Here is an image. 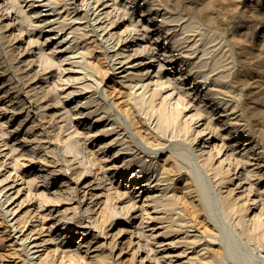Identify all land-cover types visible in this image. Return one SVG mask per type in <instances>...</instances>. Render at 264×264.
<instances>
[{
	"label": "bare ground",
	"instance_id": "bare-ground-1",
	"mask_svg": "<svg viewBox=\"0 0 264 264\" xmlns=\"http://www.w3.org/2000/svg\"><path fill=\"white\" fill-rule=\"evenodd\" d=\"M21 1L22 0H3L2 2L4 5L0 4V39L6 35L7 37L9 36L10 40H18V35L23 34L25 37L21 41V48H18L16 53L22 54L26 52V54H28L29 50L30 53L34 50L32 46H29L34 41L39 42L41 45L44 41L56 38L58 33L63 31L67 25L72 23L68 30L65 29L63 33L56 38V45L51 46L49 51L46 54H43V56L41 54L38 55L39 61L43 62L44 60L47 63L45 64V67H50L55 64L59 70L57 79L64 82L63 84H68V86L72 88L68 91L59 92L60 96H57L56 92L55 95H52L50 93V89L40 90V85L36 84V80L34 79L36 77L35 71L28 70L26 73H22L23 71L17 73L14 72L16 70L23 69L25 66L30 64V62L32 63L33 59L28 60L20 57L22 64L14 67L13 69L10 67V70H8L9 68H3L1 66L2 69H0V72H2V74L3 72L8 71L5 75H3V80L0 81V98L2 97L0 100L6 98L5 103H9L7 104V107H5V110L11 112L12 115L16 114L17 117L21 115L20 110L26 108L27 110L24 115L26 117L24 118L29 119L23 120L20 118L19 121L16 120V122L18 121V132H20L19 135L16 136L17 140H15L8 147L4 146L7 145L6 140L0 144V220L3 221L1 222L3 223V229L0 230V234H5L6 236L11 237L8 242V246L13 247V251L11 252L12 259L6 260V262H4V256L0 253V264H8L9 262V264H149L150 259L152 258L155 260L154 264H160L159 258L156 256V249H154L155 256H148L149 252H153L154 247H152L148 236H145L142 230H139L137 227L136 232L138 233L140 239L137 240V246H133V234H130V230L126 228L128 226V222L125 220L123 215L136 208L135 203L131 201L134 199L135 195L132 196L130 191L126 188V184L123 185V189L115 188L113 192H111L112 187L110 186H107V189H105L106 187L104 188L107 192L110 191L107 194V198L110 197L115 200L112 202L113 213L111 215L109 213L107 199L99 202L97 193L94 191L90 192V200L86 203L85 209L90 212L88 217L92 218V224L89 226H92L94 229L95 227H98L101 233L104 234H107V231L105 230L107 225L111 227V230L113 228V232H110L108 241L106 243L103 242L97 244L96 246H100L101 249L91 255V257H89V253H87L88 251L82 249L83 247L88 246L86 240L79 239L77 241L78 247L71 249L69 253H65L64 250H62L61 253L64 252V254L60 255V261H57L55 258L54 250L50 248L48 245L49 241L46 238H42L38 241V238H40L38 235L42 232L45 219V215L42 214L40 208L45 203H48L47 206L54 207H61L64 204H68L73 200L74 193L76 191L75 188H68L65 186L62 187L61 185L57 187L53 196L43 197L38 194V198L36 197L38 202L32 211L37 212L34 216H40L39 219H31L30 208H27L19 214L18 212L22 209L15 213L18 208L24 204V201H26V199L17 200L15 204L11 205L16 200L13 198L18 193L19 188L16 189L15 194L14 191L11 193L9 192L10 188L14 187V178L21 174L20 166L23 165V163H25V159L29 157V151H22L23 149L20 148V143L31 140L32 143L41 144L43 138L46 137L42 121L37 120L35 113H32L33 115L31 114L33 100L28 99V97H33L34 102H36V106L41 107L43 110L41 117L45 118V122L49 124V127H52L55 123L50 124V122H53L56 118V110H54L57 106L56 104L67 100L70 96H72V93L75 94L72 97L77 96L78 93H83V95L81 98L76 99L75 104L69 105L68 109H66L73 110V108H77L76 111L71 113L70 119L74 120L76 118L86 117V119L92 122V124H97L98 122L102 124V127L100 128H98V126H94L87 131H79L78 126L73 124V129L68 132V136L65 137L62 142L64 147L67 146L68 148L69 146L67 152H69L71 156L78 159L77 161L79 162L80 170L76 172V179L78 180L81 176L85 177L89 175L91 178L89 179V182H87L86 186H92L95 185V183H97V186H100L106 180L108 170L122 172V175H124V172L129 170L127 180L132 183L137 181L134 184V188H136L135 191L142 190L144 192V198L142 205L140 206L142 214H147L149 219L155 222L154 225H157L156 228L160 229L158 235L161 238L166 239L163 244L167 245V249H172L171 253L168 250V252L162 255L163 257H176V260L178 261L176 264H234L235 262H231L229 258L236 259L240 263V257H238L237 254V251L240 250H237V248L242 241L239 240L237 248L235 249L233 242L236 244L238 241L235 240V236L233 237V241L228 240V235H231V233L226 231V234H228L227 237H225L226 239L223 240L222 237V240L218 242L219 239L218 241L216 239L218 231L215 229L219 223L215 221L216 219L214 217L216 216L212 214L213 211L212 207L210 209L209 202L207 203V207L209 204V208L207 209L200 201V196L204 197L202 199L206 198V188H209V186H207L203 181V177H205L203 172L211 173L213 175H211L212 178L214 177V183L216 182L219 185L218 188H216V190L218 189L217 203H215V201L213 202L217 205V208L219 209L222 217L225 218V221H227L226 219H230V216H232L235 222L233 223L228 220L229 223H233V225L236 224L235 226L241 228V235L244 234L247 238L245 241L253 243L256 248H259V251L261 249L264 250L263 208H260L257 211L256 205H253L255 202L254 198L244 195L249 194L251 190L250 185L253 184L251 182V177L254 175L256 176V171L253 169H247L245 166V177L250 179V183H248V187L246 186L245 189H242L245 182H247V179L245 180L244 178L243 180L242 176L238 175V168L240 166L239 161L242 160L243 155H241V158H235L236 155L234 156L233 150L227 149L225 154H221L224 156L221 157L218 162H215L214 159L216 152L221 153L222 149L220 150V148L213 143L209 145L211 147L207 151H204L203 147L204 143L207 142V139L206 141L204 140L203 144L201 141L198 142L197 140L204 134L206 129H209L208 132L215 130L216 125L214 124L215 127H213V124L211 123V119L214 114L212 111L213 108L211 110H207L206 107L203 108L205 101L202 104L200 102L197 104L192 103L193 105L190 104L189 99L183 97V92L179 90L180 87H177L178 85L175 80L173 82H167L162 79V75L159 72L161 67L160 64L157 63L159 61L154 54V49L150 50L149 46L146 48V45H142L141 40H143L146 35L143 33V35H141L142 37L140 36L141 39L138 38L137 35H139V28L134 25L133 20L128 21V23L124 25V27L119 28V30H112L115 25L119 24L117 22L120 16V12L117 11L113 15L112 10H118L122 7L123 13H128L127 9H124L123 6L118 3V0L113 1V9L107 8L111 6V4L108 5L106 3L107 0H81L80 2H77V0H27L29 5H33L35 1L39 2L33 5L35 7H32V15H30L27 10L20 8L18 11L21 12V18L19 22H16V15H14L16 7L14 6L19 5ZM146 3V9H141V13H144L145 10L151 11L150 9L154 5L153 1L146 0ZM156 3L157 2H155V4ZM59 4L61 8L57 7ZM25 5H27V3ZM46 5L49 6L47 9L40 10L41 6ZM157 5L159 6V4ZM46 10H51V12H42ZM54 11L55 13L52 14ZM74 11V15L70 16V14ZM90 11L91 15L94 14L92 18L88 16ZM63 12L65 13L63 14ZM44 15L46 17H43L40 20V25L35 24L36 20L31 19L32 17L34 18ZM164 15L165 12L162 13V20H168V17H165ZM23 17L26 21L24 26H22ZM149 17H152V12L149 13ZM80 19H84V21H80ZM94 21L96 22L95 24H97L96 26H94ZM159 21H161V19ZM190 21L187 20L186 25L184 26L185 23L183 24L184 27L182 31H178L179 33L172 37L170 44L172 47L170 48H177V45L182 43V37L177 35L185 30L188 31V29L190 31V27L192 26ZM83 22H85V24L82 26ZM188 22L190 24H188ZM47 23L52 25L49 30L51 33L46 34L44 40H40L39 38L36 39L31 35L30 29L31 31L39 29L41 32ZM76 23L78 24L75 25ZM147 25L149 24L147 23L143 25V30L145 32L148 28ZM87 26L91 27L87 29ZM12 27L16 28L18 33H14L11 30L8 34H5V32L10 30ZM23 27H26L27 32L23 30ZM172 28L168 27L167 31H170ZM161 30V28L158 29L156 37H160L162 35V32H160ZM26 33L29 34L28 38H26ZM91 36H94V38L89 39ZM134 37H137V39L135 40ZM184 37L185 36H183V38ZM192 44L194 46L193 42ZM192 44L189 45L192 46ZM19 46L20 45H17V47ZM57 46H63V48L58 49ZM106 47L109 48V50L106 49ZM144 50L145 52H143ZM55 51L63 52L64 55L61 53L56 58H52L53 56L50 54ZM16 53H14V56ZM145 53L149 54V61L144 60ZM191 53L193 52L191 51L190 54ZM33 54L37 55L36 53ZM202 54L204 53L202 52ZM61 55H63V57H61ZM167 56L170 55L168 54ZM200 57L202 56H199L197 60ZM167 58L168 57H166L165 60ZM171 58L170 62L172 60ZM190 58L187 57V67L185 69H180L178 72V78H184L189 75L193 68H198L194 69L195 71L191 74V76L193 75V80L200 75L206 82L208 80L211 82L212 80L210 86L207 84V87L204 90V95L210 96L212 99L216 98L217 103L223 106V111H228V109H230L229 111H231V114H236L237 110L235 111V107L240 104H236L233 101L230 103V100H225V97L224 99L222 97H218L219 94L220 96L231 95L235 88L232 89L233 86L231 84H224V81L222 80L223 77L218 75V73H216V77L215 74L214 76L212 74L214 78L211 79V71L207 70L206 73L202 71L203 69L201 68L204 67L205 62L208 60L206 61V59H202L204 61L203 62L202 60L196 61ZM2 61L3 60H0V63H2ZM146 64L148 65L147 67ZM214 64L215 63L212 65L213 68L211 66L212 70L215 67ZM156 65H159L157 70L154 68ZM209 65L207 67H209ZM216 68L218 67L216 66L215 69ZM112 69L116 70L115 73L119 74L117 77H119L120 80L117 81V84H119L120 88L116 89L115 86H113V88L109 91L106 90L105 87L103 88L105 92L103 95H105V98H108L109 94L112 92V94L117 95L115 101L111 98L112 102L106 104V99L102 102L103 97L99 99L94 96V93L98 91L100 83L103 81V77L106 78ZM208 72L209 74H207ZM62 73H67L68 75L63 78ZM230 79L234 80L232 77ZM22 83L29 87L25 92L23 90ZM225 83H227V81ZM234 83H236V80L232 81V84ZM58 85L59 83H55V86L58 87ZM229 85H231V87ZM169 86L170 88H168ZM12 88L14 89L10 93V89ZM62 88L60 87L59 89ZM121 88L124 91L123 93ZM236 88H238V86ZM88 91H90V93L86 94ZM38 93L39 96H35ZM235 94L237 95V93ZM238 94H240V92ZM230 98L231 97H229V99ZM240 100L241 98L239 101ZM82 106L83 108H81ZM113 107L117 108L118 111L121 112L122 116L113 115ZM241 112V108L240 113L234 116H229L228 112H226L225 117L223 119L221 118V120L229 123L231 122L233 126H236L240 124L239 120H246L241 115ZM103 113H107L106 116ZM112 115V119L108 123H105L107 118ZM122 117L125 118L127 121L126 123L123 121ZM201 120L202 122L200 124L203 126L195 127L194 124L200 122ZM22 122L25 123L23 126H20L23 124ZM245 122L244 124H248L247 120ZM1 126L3 125L0 124V136L6 133V131H1V128L3 129ZM58 127L61 129V124H59ZM14 130H16V128ZM176 130H178V133L180 131L187 134L186 136L189 137L187 139L190 140L191 144L192 142L197 143L196 146L189 148L190 152L193 150V153L191 152V154L194 156V159H192L194 163L192 164L195 165L193 166V169L191 168L188 171L191 175L184 173V170L188 169L186 162H184V159L188 158V155L187 157H184L186 149L178 148L179 150H182V155L181 152H178L179 150L174 151L172 148L173 145L169 143L170 151H166L167 153L164 152L165 157H162L163 159L161 163L155 165V162H152V159H149L148 161L144 156H139L135 149L136 146L133 145V143H136V137H138L143 140L144 144L150 146L155 152H157L158 150H162L168 146L166 144L167 139L165 140L164 137L169 134V132L171 135L173 134V136H175L176 134L174 135L173 132ZM247 130L249 131V129ZM249 133L250 135L243 141L244 144H249V146L246 148V145H244L243 150L247 153H250L252 150L253 153H257H255V155H259L258 153L261 151L257 150L258 146L256 139L254 140L253 138V140H249L251 139L252 130ZM170 134L168 137H171ZM80 135L83 137V141L78 138ZM54 136L56 139L57 135ZM3 137L5 138V136ZM93 137H99L97 151L83 145V143L85 144ZM202 139L203 137H201V140ZM51 143L53 146L51 148H49V146L45 147L43 149V154L39 157L41 166L44 168L51 166L45 169L48 171V174H50V177L57 174V172L61 170V168H56L59 166V161L55 157L57 152L54 141H51ZM183 143L185 142H182V147L184 146ZM186 143V147L190 146L188 145L189 141L186 140ZM98 150L101 151L99 152ZM106 151H109V155H106ZM6 156L10 158L11 162H13V164L15 163V165L12 164L11 167L2 172L6 168L3 162L5 161L4 157ZM190 157L192 158L189 154V161H191ZM189 163L191 164V162ZM94 164H96V170L92 169ZM147 171L151 174L149 175V173H146ZM175 180L178 182L177 185H175ZM204 180L206 181V179ZM208 181H210L209 178ZM24 182L26 181L24 180ZM204 183L205 186H207L206 188H204ZM208 190H210V188ZM87 193L88 188L84 190L83 197H85ZM27 195L28 193H26V196ZM209 195L210 194L208 193V196ZM93 196H95V199H91ZM125 197H127L128 201L124 205L122 204V201ZM239 198L241 199L239 200ZM206 200L207 199L204 201ZM263 202L264 199L261 203ZM97 204V208L94 209L93 206H96ZM4 205L6 207L9 205L11 206L8 209H5L3 207ZM30 205H32V203H30ZM66 208L68 207L66 206L64 210ZM11 214H13V216L8 219V216ZM130 214L132 213H129L128 215ZM62 217L65 218L66 215H62ZM13 218H15V220L11 225L14 229H16V232H20L18 235H15V232L8 231V226L10 225L9 220H12ZM67 219L68 220L64 223H73L76 227L75 233L82 235L86 234L87 231L83 230H86L85 228L87 227V224L83 222L80 217H76L75 219L74 217H67ZM29 220L31 226H27ZM31 220L34 222H31ZM54 224L55 222L50 224V229L53 228ZM220 226L221 224L219 227ZM26 229H28L27 232H25ZM225 230H223V232H225ZM12 238H14L13 241H11ZM154 243H158L156 244V247L161 246L162 244L159 243L158 240L154 241ZM104 244L105 247L102 248L101 246H104ZM117 245V257L113 261L111 250H113ZM200 245H202V247ZM197 247H199V249H197ZM77 248H79V251L75 253L74 250ZM81 252L83 255H80ZM30 254L31 256H29ZM259 254L261 255V253ZM63 258H66L68 263L62 262ZM241 258L242 260L245 259H243L242 253ZM245 261L246 260H244V262ZM244 262L241 264H244Z\"/></svg>",
	"mask_w": 264,
	"mask_h": 264
},
{
	"label": "rangeland",
	"instance_id": "rangeland-1",
	"mask_svg": "<svg viewBox=\"0 0 264 264\" xmlns=\"http://www.w3.org/2000/svg\"><path fill=\"white\" fill-rule=\"evenodd\" d=\"M2 1L3 0H0V4L4 5V3ZM80 1L81 0H77V2H80ZM113 1L114 0H107L106 3L108 5L111 4L110 7H107L108 9L109 8L113 9V6H112ZM148 1L154 2L153 7L150 9L151 11L145 10L144 13H141V9H146V4H147L146 0H118V3H120V5L123 6L124 9H127L128 13H123L122 7L119 8L118 10H115V9L112 10L113 15L115 14L116 11L120 12L119 20L117 22L119 24L115 25L114 28H112V30H114V31L119 30V28L124 27V25H126L128 23V21L133 20L134 25L139 28V35H137L138 38L141 39L140 36L143 35V33L146 35V36L144 35L145 38L143 40H141L142 45H146V48H147V46H149L150 50L154 49L153 50L154 54L156 55V57L159 61V62H157V61L156 62L158 64H160V67H161L159 72L162 75V79L166 80L167 82L168 81L173 82L175 80L177 82V85H178L177 87H180V89L179 88L178 89L181 92H183L184 98L189 99L190 104H192V103L197 104L199 102L202 104L205 101V105H203V108L206 107L207 110H211L213 108L212 111L214 112V114L212 116L211 123L213 124V127H215V125H216L215 130L213 129L214 131L208 132L209 129H206L204 131V134L201 135V137H203V139L201 140V137H200V138H198L197 141L198 142L201 141L203 144L204 140L206 141V139H207V142L204 143V147H203L204 151H207L211 147L209 145H211L213 143H215L217 145V147L220 148V150L222 149L221 153L216 152L215 159H214L215 162H218V160L224 156V155L222 156L221 154H223V153L225 154V152H227V149L233 150L234 156L236 155L235 158H241V155H243L242 160L239 161L240 163L241 162L242 163L241 164L239 163L240 166L238 168V170H239L238 175H241L243 180H244V178H245V180L247 179V182H245V185L242 189H245L246 186L248 187V185H249L248 183H250L249 182L250 179L245 177V166L247 167V169H253L256 171V176L254 175L253 177H251L252 178L251 182L253 184L250 185L251 186L250 188L252 191L250 190L248 195L247 194H244V195L249 196L250 198H254L255 202L253 205H256L257 211L260 208L261 209L263 208L262 212H263V216H264V204H263L264 202L261 203L264 199V195H263L264 194V0H159V1L158 0H155V1L154 0H148ZM38 2L39 1H35V3L33 5L37 4ZM155 2H157V3L155 4ZM26 3H27V5H25ZM157 4H159V6ZM19 5L14 6V7H16V9L14 8L15 9L14 15H16L15 16L16 22L17 21L19 22L20 18H21V12L18 11L20 8H22L23 10H27L28 13L30 15H32L33 14L31 11L32 7H35L33 5H29V2H27V0H25V1L22 0ZM48 7L49 6H47V5L41 6L40 10L41 9H47ZM57 7L61 8L60 4ZM156 10H157V12H156ZM42 12H51V10H49V11L46 10V11H42ZM150 12H152L153 18L149 17ZM161 12L162 13L165 12L164 16L168 17V20L167 19L162 20V13ZM54 13H55V11L52 14H54ZM64 13L65 12H63V14ZM74 13H75V11L72 12L70 14V16H73ZM90 13H91V11L89 12L88 16L92 18L94 16V14L91 15ZM51 16H53V15H51ZM51 16H48V17H51ZM116 16H117V14H116ZM43 17H46V16L45 15L44 16H37L34 18L32 17L31 19L36 20L35 24L40 25L41 24L40 20ZM52 18H55V17H52ZM172 18H173V20H172ZM160 19H161V21H159ZM187 20L190 21L192 24V26L190 27V31L188 29V31L185 30L184 32L178 34L177 36L182 37V43L177 45V48H174V49L170 48V47H172L170 45L171 41H172V37L175 34L182 31L183 27L187 23ZM80 21H84V19H80ZM90 21H91V19H90ZM162 21H164V22H162ZM24 23H26V21H25V18L23 17L22 26L25 25ZM93 23H94V26L97 25V24H95L96 23L95 21ZM147 23L149 25H147L148 28L146 29V32H145L143 30V25L147 24ZM77 24L78 23H76L75 25H77ZM83 24H85V22L82 23V26H83ZM183 24H184V26H183ZM188 24H190V23L188 22ZM70 25H67L65 27V29L68 30ZM51 26L52 25L47 23V24H45V27L41 30V32L39 29H36L34 31H31V29H30V33L34 38H36V39L39 38L40 40H44L45 35L48 33H51V32H49ZM172 26H173V28H172ZM89 27H91V26H87L86 28L88 29ZM168 27L169 28L171 27L172 29L170 31H167ZM160 28L162 29L160 31V32H162V35L160 37H156L157 33H158V29H160ZM165 28H166V30H165ZM11 30L14 33H18V30L16 28L12 27L10 30H7L5 32V34H8L9 31H11ZM23 30L26 31L27 30L26 27H23ZM63 31L58 33L56 35V38L60 34H62ZM142 31H144V32H142ZM131 34H133V33H131ZM28 36H29V34L26 33V38H28ZM183 36H185V37L183 38ZM24 37L25 36L22 34V35H18V40H12V39L10 40L9 36L7 37L6 35H4L3 38L0 39V60H3L2 63H0V69H2L1 66L3 68H9L8 70H10V67L12 69L14 67H17L18 65L22 64V62L20 61V57L26 58L28 60L33 59L32 63L30 62V64L25 66L23 69L16 70L14 72L17 73V72L23 71L22 73H26L28 70L35 71L36 77L34 79L36 80V84L40 85L39 86L40 90L50 89V93L52 95H55L57 93V96H60L59 92L70 90L72 87H69L68 84H63L64 82H61L57 79V75L59 73L58 72L59 70L57 69L56 65L53 64L50 67H45V64H47V63L44 60H43V62L39 61V58H38L39 54H41L43 56V54H46L49 51V48L51 46L56 45L57 39L52 38L48 41H44L41 45L39 44V42L34 41L32 44L29 45V46H32L34 48L32 53H30V50L28 51V54H26V52H24L22 54L16 53L18 51V48L19 49L21 48V41L23 40ZM91 37L89 39L94 38V36H91ZM186 37H187V39H186ZM130 38L133 39L132 37H130ZM134 39L136 40L137 37H134ZM192 42L194 43V46H193ZM183 43H185V44H183ZM22 44H24V43H22ZM189 44H192V46H190ZM17 45H20V46L17 47ZM57 47H58V49L63 48V46H57ZM106 49L109 50V48H107V47H106ZM167 49H168V51H167ZM26 51H27V49H26ZM191 51L193 53L190 54ZM143 52H145V50ZM202 52L204 54H202ZM14 53H16L15 56H14ZM33 53H36L37 55H34ZM61 53L64 55L63 52H58V51L52 52L50 55L53 56L52 58H56ZM168 54L170 56H167ZM63 55H61V57H63ZM186 56L188 58L191 57L190 59L196 60V61H201L202 59H206V61L208 60L207 62H205L204 67L201 68V69H203L202 71L206 73L207 70H209V71H211L210 75L212 76V74H213V76H214V74H215V77H216V73H218V75H221L223 77V78L222 77L221 78L224 81L223 82L224 84H226V85L231 84L233 86L232 89L235 88L233 90L234 92L232 91L231 95H229V96L228 95H224V96L221 95L220 96V94H219L218 97H222L223 99L225 97V100H230V103L233 101L236 104H240L239 106L235 107L236 108L235 111L237 110L236 114L240 113V108H241V111H242L241 115L248 121L250 128L248 127V124H244V122L246 120H242V121L239 120L240 124H238L236 126L235 125L233 126V124H231V122L229 123V122H225V121L221 120V118L223 119L225 117L226 112H228L229 116H231V115L234 116L236 114L235 113L231 114V111H229L230 109H228V111L225 110L226 112L223 111V106L221 104L219 105V103H217L216 98L212 99V98H210V96L204 95V90L206 89L207 84L210 86L212 80H211V82L209 80L206 82V81H204V78H201V75L198 76L195 80H193L192 79L193 75L191 76V74L193 71H195L194 69H198V68H193V70L189 73V75H187L188 77L186 76L184 78H178V76H179L178 72L180 71V69H185L187 67L188 59ZM199 56H202V57H200L197 60V58ZM149 57H150L149 54L145 53V59L144 60L149 61ZM166 57H168L167 59H169V60H167V59L165 60ZM170 58L172 59L171 60L172 63L170 62ZM185 63H186V65H185ZM207 63H208V65L210 64L209 67H207L208 66ZM213 63H215L214 66L215 67L217 66L218 68L215 69V67H214V69L212 70ZM64 65H67V64H64ZM147 66L148 65L146 64V67ZM211 66H212V68H211ZM146 67H144V68H146ZM158 67H159V65L154 66L155 70H157ZM206 68H208V69H206ZM151 69H152V67H151ZM115 71L116 70L112 69V70H110V72L108 73L106 78L103 77V81H101L98 91H96L94 93V96L98 97L99 99H101L103 97L102 102L106 99V102H105L106 104L111 103L112 100L115 101L117 95L112 94L113 93L112 92L111 93L112 95L109 94V97L105 98V95H103V94H105L103 88L105 87L106 90H108V91L111 90L113 88V86H115L116 89L120 88L119 84H117L118 83L117 81L120 80L119 77H117L119 74L115 73ZM7 72L8 71H5V72H3V74H2V72H0V76H1L0 81L3 80L2 79L3 75H5ZM144 72H145V69H144ZM221 72H222V74H221ZM207 74H209V72ZM67 75H68L67 73H62L63 78ZM213 76L211 77V79L214 78ZM231 77L234 80H236V83H234L236 86L234 84H232V81H234V80L230 79ZM177 78H178V80H177ZM225 78H227V79L229 78L228 80H230V81H228ZM226 81H227V83H225ZM191 82H192V84H191ZM55 83H59L58 87L59 88L63 87V88L59 89L57 86H55ZM60 84H61V86H60ZM201 84H202V86H201ZM231 85H229V86L231 87ZM25 86L26 85H24V84L22 86L24 92L27 91V88H29V87H27V86L25 87ZM237 86H238V88H236ZM168 88H170V86ZM13 89L14 88L10 89V93L12 92ZM192 89H194V90H192ZM121 90L123 93L124 91L122 88H121ZM239 92H240V94H238ZM241 92H242V94H241ZM89 93H90V91L86 92V94H89ZM235 93H237V95ZM86 94H84V95H86ZM73 95H75V94L72 93V96ZM82 95H83V93L82 94L78 93L77 96H74V97L70 96L67 100L59 102L58 104H56L57 106H56V108H54V110H56V118L53 122L52 121L50 122V124L55 123L52 127H49V124L47 122H45V118L41 117L42 112H43L41 107L36 106V102H34L33 97L32 98L28 97V99L33 100V104H32L33 107L31 108V114L35 113L37 120L42 121L44 132L46 133L45 134L46 137L43 138L41 144L32 143L31 140L30 141H24V142L20 143L21 144L20 148L23 149L22 151H27V150L29 151V154H28L29 157L27 159H25V161H24L25 163H23V165L20 166L21 174L18 177L14 178V180H15L13 183L14 187L10 188L9 192L11 193L14 191V194H15L16 189L19 188L18 193L13 198L16 200L11 205L15 204L17 200L26 199V201H24V204L22 206H20V208H18V210L15 213H17L20 209H22V210L19 211L18 214L22 213L27 208H30L31 217H32L31 219H39L40 216H37V215L34 216V214L37 212L32 211V209L35 207V205L38 202V200L36 199V197L38 198V194L43 196V197L53 196L57 190V187L61 186V185H62V187L65 186L68 188H75L76 191L74 193L73 200L71 202H69L68 204H64L61 207H54V206H47L48 203H45L40 208V211L42 212V214L45 215V219H44V225H43L42 232L38 235V237H40V238H38V241L41 240L42 238H46L49 241L48 245L50 246V248L52 250H54L55 258L57 259V261H60V259H61L60 255L61 254H64V252L69 253V251L71 249L78 247L77 241L79 239L86 240L88 243V246H85L82 249L88 251L87 253H89V257H91V255H93L94 253H96L97 251H99L101 249L100 246L99 247L96 246L97 244L103 243V242L106 243L108 241V237L110 236V232H113V228L111 230V227L109 225H107L105 228V230L107 231V234H104V233H101V231L98 227H95V229H94L92 226H89L92 224L91 223L92 218L88 217L90 215V212L86 211L85 209H86V203L88 202V200H90V192L94 191L97 193V197H98L99 202L107 199V203L109 206V213L111 215L113 213L112 202H114L115 200L111 199L110 197L107 198V194L110 191L107 192V190H104V188L106 187L105 189H107V186H110V187H112L111 192H113L115 190V188L123 189V185L126 184V188L130 191L132 196L135 195L134 199L131 201L135 203L136 208L134 210L132 209L131 211H129V213H132V214L128 215L129 213H127V214L123 215L125 217V220L128 222V226L126 228H128L130 230V234L131 233L133 234L132 235L133 246L136 247L137 246V240L140 239V237L138 236V233L136 232V227H137L139 230H142V232L144 233L145 236H148V238L151 241L152 247H154L153 252H149L148 256H150V257L155 256L154 249H156V252H157L156 256H158L160 264H176L178 262L176 260V257H173V256L163 257L162 256L166 252H168V250L171 253L172 249H170V248L167 249V245L163 244V243H165L164 240H166V239H163L158 235V232L160 231V229L156 228L157 225H154L155 222L150 220L147 214H142V212L140 210V206L142 205V201L144 198V192L142 190H136L135 191L136 188H134V184L137 181L132 183L129 180H127V176H129V170L124 172L123 173L124 175H122V172H115L113 170H108L107 171L108 173L106 174V180L100 186H97L96 185L97 183H95V185H92V186H90V185L86 186L87 182H89V179L91 178L89 175H87L85 177L81 176L80 179H78V180L76 179V177H75L76 172L80 170L79 162L77 161L78 159L71 156V154L69 152H67V149H69V146H68V148H67V146L64 147L62 142H63L64 138L68 136V132L73 129V126H72L73 124L78 126L79 131H87L94 126H98V128L102 127V124H100V122H98L97 124H92V122H90L88 119H86V117L76 118L74 120L70 119L71 113L76 111L77 108H73V110H66V109H68L69 105L75 104L76 99L81 98ZM113 95H114V97H113ZM35 96H39V93L36 94ZM237 96L239 97V99L241 98L240 101H239ZM229 97H231V98L229 99ZM111 98H113V99L111 100ZM64 99H66V98H64ZM5 100H6V98L0 100V124L3 125V126H1V127H3V129L1 128V131H6V133L4 135L0 136V144L2 142H5V140H6L7 145H4V146L8 147L15 140H17L16 136H18L20 133V132H18V128H17V126H18L17 123H18L19 119L22 118L23 120L24 119L28 120L29 118H24V117H26V116H24L26 113V110H27L26 108H23L24 110L21 109L20 110L21 115H19L17 117H16V114L12 115L11 112L5 110V107H7V104H9L8 102L5 103ZM201 100H203V101H201ZM81 108H83V106ZM84 111H85V109H84ZM103 114L106 116L107 113L106 114L103 113ZM112 114L122 116L121 112H119L118 109L115 107H113ZM113 115L108 117L107 120L105 121V123L106 122L108 123L112 119ZM60 119H62V120H60ZM122 119L125 123L127 122L124 117H122ZM16 120H18V121L16 122ZM201 122H202V120L200 122L194 124V126L195 127L203 126L200 124ZM22 123L23 124H21L20 126H23L25 122H22ZM242 123H243V125H242ZM245 123H247V122H245ZM59 124H61V126H62L61 129H59V127H58ZM15 128H16V130H14ZM247 129H249V131ZM129 130H130V128H129ZM251 130H252L251 137H250L251 139H249V140H253V138H254V140L256 139V143H257L258 147L257 146H255V147H257V150L261 151L260 153H258L259 155H255L256 152L253 153L252 150L250 151V153L244 152V150H243L244 145H246V148L249 146V144H244L243 141L245 140L246 137H248L250 135L249 132ZM177 131L178 130L173 132L174 135L176 134L175 136H173V134L171 135L169 132L171 137H168L169 134L166 135L167 137L166 136L164 137L165 140L167 139L166 144L168 146H166V147H168V148L165 147L164 149L158 150L157 152H155L154 149L151 148L150 146L144 144L143 140H141L138 137H136V143H133V145L136 146L135 149H136V152L138 153L139 156H144L146 158V160H148V161H149V159H152V162H155V165L158 163H161L162 159L165 157V153L170 151L169 150L170 144L173 145L172 148L174 149V151L179 150L178 148L186 149V151L184 150L185 151L184 157L185 156L187 157V155H188V158H189V154H190L192 156V158L190 157L191 161H189L190 159L188 160V158H186L189 162H191V164L186 159H184V162H186L187 168H188L187 170L186 169L184 170V173L190 174L188 171L191 168L193 169L194 168L193 166H195V165L192 164V163H194L192 161V159H194V156H193V154H191V152L193 153V150L191 149L192 151L190 152L189 148L196 146L197 143L192 142V144H191L190 140L187 139V138H189L188 136H186L187 134H185L184 132H180V131L178 133ZM183 134H185V135H183ZM54 135H57L56 139H55ZM3 136H5V138ZM183 136H184V139H183ZM174 137H176V138H174ZM51 138H52V140H51ZM78 138L81 141L84 140L83 137H81V135L78 136ZM168 139H169V141H168ZM186 140L189 141L188 145H190V146L186 147V145L188 143V142L186 143ZM51 141H54V144L56 146V152H57L55 154V157L59 161L58 162L59 166H57L56 168H61V170L58 171L57 174H54L52 177H50V174H48V171L45 170L47 167H51V166H47L44 168L43 166H41V163L39 161L40 155L43 154V149L45 147H48V146H49V148H51L53 146ZM181 141L185 142V143H183V145H184L183 147H182ZM98 144H99V137H96V138L93 137V138L89 139L85 144L83 143V145H86L87 147L92 148V150H94V151H97ZM174 145H175V147H174ZM98 151L100 152L101 150H98ZM181 151L182 150H179L178 152H181ZM186 152H188L189 154ZM181 153L183 155V152H181ZM106 155H109V151H106ZM4 158H5L4 159L5 161H3V162H4V166L6 168L2 172L7 170L13 164V162H11L10 158H8L7 156ZM258 161H259V163H258ZM13 165H15V163ZM2 168H3V166H2ZM95 168H96V164H94L92 166L93 170H96ZM146 173H149V172L147 171ZM150 174L151 173H149V175ZM203 174L206 177V178L203 177L204 179H206V181L204 179H203V181L206 183L207 186H209L210 190H208L209 188L207 186H205V183H204V186H205L204 188L207 187L206 188L207 195L205 194L206 195L205 199H207V200L204 201L205 199H202L204 197L200 196L201 197L200 201L203 204V206H205L207 209L209 208V204H210V209L212 207V211H213L212 214H214L216 216V217H214L216 219L215 221L218 222L219 225L221 224L220 227L218 225V226H216L217 228L215 229L218 231L217 232L218 234L216 235L217 241L219 239L218 242H220V240H222V237H223V240H225L226 239L225 237H227V235H228V234H226V231H227V232L231 233V235L233 234L232 236L230 234L228 235V238H229L228 240L233 241L234 240L233 237L235 236V240L238 241V242H236V244L233 242L235 249L237 248L239 240L243 242V244H242V242H240V244H242V245L239 244L238 248H237V250H240V251H237L238 257H240V263L236 259H232V258L230 259L229 258V260L231 262H235L238 264L243 263L244 260H246L247 262L249 261L248 263L245 261L244 264L245 263L246 264H249V263L250 264H261V262H262V264H264V260H263L264 259V257H263L264 256V250L261 249L262 251L261 250L259 251V248H256L253 243L245 241V239L247 240V238L245 237L244 234L241 235V233H242L241 228L238 226H235L236 224L233 225V223L235 221H234V218H232V216H230L231 217L230 219H226L227 221H225V218L222 217L221 213L219 212V209L217 208V205L215 204V203H217V200H218V196H217V194H218L217 190L218 189L216 190V188H218L219 185L216 182H215L216 184L214 183V179H213L214 177L212 178L213 175L211 173L203 172ZM208 175H210V176H208ZM153 177H154V175H153ZM207 177L210 179V181H208ZM24 180L26 182H24ZM177 184H178V182L176 181L175 185H177ZM104 185H106V186H104ZM87 188H88V193L85 197H83L84 190H86ZM207 191H210V192H207ZM26 193H28L27 196H26ZM208 193L210 194L209 196H208ZM245 193H246V191H245ZM262 196H263V198H262ZM94 197L95 196H93L91 199H95ZM83 198H84V200H83ZM241 198H239V200ZM2 199H3V197H2ZM127 201H128L127 197H125L124 200L122 201V204L125 205ZM213 201H215V203ZM208 202H209V204L207 207ZM30 203H32V205H30ZM260 204L262 205V207ZM11 205H9L8 207H6L4 205L3 207L5 209H8ZM66 206L68 208H66L64 210V208ZM97 206H98V204L96 206H93L94 209H96ZM74 207H76V208H74ZM62 215H66V217L64 218V217H62ZM12 216H13V214L9 215L8 219H10ZM67 217H74V219L76 217H80L81 220L87 224V227L85 228L86 230H83V231H87L86 234L82 235L79 233H75L76 227L73 225V223H70V222L64 223L65 221L68 220ZM14 220H15V218H13L12 220H9L10 225L8 226V231L9 232H15V235H18L20 232H16V229H14V227L11 225ZM228 220L230 222L232 221L233 223L230 224ZM222 221H223V224H225V225L222 224ZM1 222H3V221L0 220V230L3 229L2 228L3 223H1ZM31 222H34V221L31 220ZM53 222H55V224H54L53 228L50 229V224ZM28 223H27V226H31L30 220L28 221ZM224 226L226 227V230H225ZM233 228H234V230H233ZM223 230H225V232H223ZM230 230H231V232H230ZM27 231H28V229L25 230V232H27ZM114 231H115V229H114ZM234 232H236V233H234ZM234 234H236V235H234ZM10 238L11 237L6 236L5 234H3V235L0 234V253L4 256V258H3L4 262H6V260L12 259L11 252L13 251L12 250L13 247L8 246V242H9ZM13 240H14V238L11 239V241H13ZM156 240H158L159 243H162L161 246L156 247V244H158V243H154V241H156ZM153 243H154V245H153ZM200 246L202 247V245H200ZM239 246H241V247H239ZM101 247L102 248L105 247V244H104V246H101ZM199 247H197V249H199ZM241 249H242V251H241ZM62 250H64V252L61 253ZM78 251H79V248L74 250L75 253ZM106 251H108V250H106ZM117 251H118V245L115 246L113 250H111V255H112L113 261L117 257ZM239 252L242 253L243 259L245 258L244 260H242L241 253H239ZM259 253H261V255ZM1 254H0V256H1ZM80 255H83V253L81 252ZM29 256H31V254ZM236 257H237V255H236ZM62 262L68 263L66 258H63ZM0 263H1V261H0ZM154 263H155V260L153 258L150 259L149 264H154Z\"/></svg>",
	"mask_w": 264,
	"mask_h": 264
}]
</instances>
